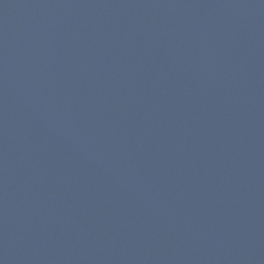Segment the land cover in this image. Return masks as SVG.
<instances>
[{"label": "water", "instance_id": "95a60500", "mask_svg": "<svg viewBox=\"0 0 264 264\" xmlns=\"http://www.w3.org/2000/svg\"><path fill=\"white\" fill-rule=\"evenodd\" d=\"M0 264H264V0H0Z\"/></svg>", "mask_w": 264, "mask_h": 264}]
</instances>
